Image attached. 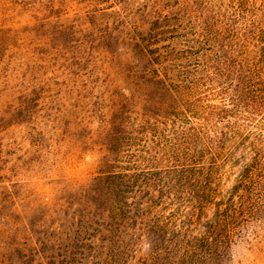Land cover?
<instances>
[{"label":"rangeland","instance_id":"rangeland-1","mask_svg":"<svg viewBox=\"0 0 264 264\" xmlns=\"http://www.w3.org/2000/svg\"><path fill=\"white\" fill-rule=\"evenodd\" d=\"M263 93L264 0H0V264H264Z\"/></svg>","mask_w":264,"mask_h":264},{"label":"trees","instance_id":"trees-1","mask_svg":"<svg viewBox=\"0 0 264 264\" xmlns=\"http://www.w3.org/2000/svg\"><path fill=\"white\" fill-rule=\"evenodd\" d=\"M254 100V108H262L264 107V93L258 94V96L255 97ZM111 152H113L114 149H109ZM108 179H110V184L113 185L118 191L126 192L127 188L130 187V179L126 177V175H109ZM114 179V180H113ZM180 188V187H178ZM126 189V190H125Z\"/></svg>","mask_w":264,"mask_h":264}]
</instances>
